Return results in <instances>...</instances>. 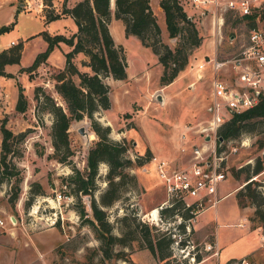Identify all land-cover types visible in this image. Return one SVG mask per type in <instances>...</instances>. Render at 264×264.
Instances as JSON below:
<instances>
[{
    "label": "rangeland",
    "instance_id": "rangeland-1",
    "mask_svg": "<svg viewBox=\"0 0 264 264\" xmlns=\"http://www.w3.org/2000/svg\"><path fill=\"white\" fill-rule=\"evenodd\" d=\"M61 1L53 0L55 10L60 11ZM75 1L70 0V4ZM260 1L261 6L264 0ZM181 2H184L186 12L193 17L202 40L189 53L188 62L191 64L187 62L177 81L169 87L162 88L159 85L161 83L155 71L158 60L157 56H151L150 47L147 52L134 36L123 39L124 44L115 41L124 48L131 77L127 80L106 78L112 87L113 105L109 109L99 108L93 116L102 125L110 126L111 139H124L128 146L126 154L133 159L145 154L149 148L151 155H158L174 165L188 163L194 144H201L200 136L203 134L199 130L209 118L207 108L210 94L208 76L201 79L197 77V80L193 74L195 68L191 67L204 61L207 53L212 54L211 39L218 38L219 56H230L245 42L252 27L243 15L227 10L223 12L220 32L215 35L211 10L201 14L200 9L190 7L189 0ZM158 4L159 0H153L154 10L164 29V36L160 33L161 39L173 48L177 39L165 33V20L160 16ZM43 8V0H0V25L12 23L8 30L0 33V50L17 42L23 43L20 61L5 66L6 72L12 75H0V124L4 123L15 134L24 132L21 141L14 140L17 151L9 164V167L14 165L17 173L0 180V215L5 221V225L0 226V264H161L162 260L154 257L143 241L146 230L144 223L149 226L151 235L165 230L160 223L148 221L145 215L166 198L161 179L149 160L128 169L135 175V186L126 184L121 197L104 207L107 219L112 224V232L125 237L127 244L115 243L112 254L105 257L101 240L91 223L84 219L87 215L80 216L77 211L78 206L84 203L86 212L90 214V199L80 192L76 195L67 176L72 173V166L86 173L87 150L98 136L92 130L87 116L72 120L69 126L72 154L64 162L52 155V114L42 108L43 103H39L34 95L36 91L42 97L44 93H49L57 101L63 102L54 89V82L55 74L64 66L63 50L66 44L54 46L46 60L37 67L31 70L23 68L30 65L35 55L46 47V41L39 34L41 30L52 34H69V29L75 28L76 24L69 15L45 22L41 16ZM260 23L263 24V20L256 18V25ZM111 30L115 38H125L121 21L113 22ZM81 60L75 58L79 68L87 70L89 67L82 65ZM143 62H146L145 66L139 69ZM73 78L78 81L77 76ZM19 88L26 98L24 111L15 108ZM261 123L257 129L223 142L222 147L227 143L229 145H226L228 172L221 182V191L231 192L218 201L216 210L207 208L202 211L198 216L199 224H209L192 231L191 237L196 244L213 240L214 236L217 238L221 247V262L231 255H246L252 260L264 262L261 238L264 221L250 219L256 205L248 203L240 206L236 199V192L245 182L246 170L243 167L249 165L251 169L258 157L263 158L264 155V146L261 147L259 142V138L264 136V122ZM81 126L88 136L79 131ZM185 126L191 129L184 141L182 132ZM1 136L0 131V141ZM233 146H237V151L230 153ZM233 168H242L238 177L232 171ZM106 171L107 164L101 162L94 191L96 200L106 185ZM263 176L264 173L260 178ZM16 182L19 192L13 197ZM257 183H252V186H257ZM239 223L241 225H237ZM256 248L263 252L258 258L246 254ZM117 250L124 254L115 255ZM177 258L186 260L188 264L189 258L182 257V253L177 254ZM210 260L208 258L199 264Z\"/></svg>",
    "mask_w": 264,
    "mask_h": 264
},
{
    "label": "trees",
    "instance_id": "trees-1",
    "mask_svg": "<svg viewBox=\"0 0 264 264\" xmlns=\"http://www.w3.org/2000/svg\"><path fill=\"white\" fill-rule=\"evenodd\" d=\"M44 20L71 16L76 24V31L69 35L63 33H49L41 30L39 34L46 41L44 50L39 51L32 63L23 69L31 70L46 60L49 51L54 46H59L64 42L70 49L63 52L64 66L55 74L54 89L63 102L57 101L51 94L44 93L43 97L36 91L34 97L39 103H43L42 108L52 114L50 129L51 143L53 147V157L58 161H66L72 154L69 126L72 120H80L84 116L90 119L92 130L98 139L90 145L86 154V173L83 174L79 168L72 166V173L67 176L71 180L72 191L90 195V214L86 212V205L78 206L77 211L80 216L91 223L96 236L101 240L103 255L110 256L115 243L127 244V239L112 232V224L107 219L105 206H110L121 197L124 186L130 183L135 186L136 178L128 169L132 166H140L149 160L151 153L149 148L145 154H139L134 159L126 154L128 146L124 139L122 141L113 140L109 137L110 126L102 125L94 118V112L99 108L107 109L111 105L110 84L106 81L108 76L114 79L127 78V61L124 48L117 44L110 33L108 23L112 17L110 0H77L71 6L67 5V0L62 1L60 11L53 7V0H43ZM159 5L164 11L166 28L170 37H175L176 44L172 48L168 43L162 41L160 26L151 8L150 0H114V17L120 19L124 25L126 35L136 36L140 42L150 47L156 54L158 62L162 64V73L159 81L162 85L174 80L179 72L188 62L191 49L200 45L202 36L193 21V17L188 15L179 0H159ZM251 26L256 25V18H261L264 22V4L256 7L249 14H244ZM12 23L0 25V33L8 30ZM23 43L17 42L0 50V75L10 76L6 72L5 66L18 63L22 54ZM83 53L86 60H81L82 65L89 67L90 71L79 69L75 55ZM73 76L78 77L75 81ZM15 108L18 111L26 109V98L21 88H19ZM264 122V95L258 104L247 108L241 112L233 113L217 129V134L223 141L233 140L245 132L257 129L259 123ZM259 124V125H258ZM262 124V123H261ZM0 180L3 177H11L17 172L14 165L9 167L11 157L16 153L14 140L21 141L24 132L15 134L4 123L0 124ZM260 146H264V136L259 138ZM101 162L107 164L105 174V187L100 191L98 200L94 197L96 190V177ZM13 164V163H12ZM246 170L245 182L236 192V199L240 206L248 203L256 205L251 220L258 219L264 221V193L260 189V182L250 179L264 170V155L258 157L256 165ZM242 168L232 171L236 177ZM228 172V170H227ZM17 181L19 177L16 178ZM258 182L257 186L252 183ZM38 184V188L40 189ZM18 182L14 185L13 197L17 195ZM39 191V190H38ZM175 213L183 216L188 215L187 210L182 209V203L175 201L171 207L160 209V215L164 218L172 219ZM89 215V216H88ZM146 230L143 241L152 255L161 264H186V260L172 256V226L162 232L151 235L149 226L144 223ZM178 227L183 228L182 224ZM124 252L117 250L115 255L121 256ZM200 255L196 259H200ZM172 258V261L170 259ZM205 264H211L207 262Z\"/></svg>",
    "mask_w": 264,
    "mask_h": 264
},
{
    "label": "built area",
    "instance_id": "built-area-1",
    "mask_svg": "<svg viewBox=\"0 0 264 264\" xmlns=\"http://www.w3.org/2000/svg\"><path fill=\"white\" fill-rule=\"evenodd\" d=\"M259 1L189 0V4L200 10L212 11L213 32L216 35L220 32L224 11L249 14L254 8L260 7ZM217 41L216 37L212 54L197 67L200 70L208 65L212 69L207 108L209 118L199 130L203 134L200 136L201 144H194L188 163L181 166L158 155L150 156L149 161L161 179L166 198L156 206L155 216L151 214L152 209L148 212L150 214H146L147 220L160 223L166 230L172 226V256L177 257V254L182 253V257L189 258L188 264H199L208 258H211V264H264L246 255L221 262L220 246L215 236L213 240H205L201 244L194 243L191 237L199 214L207 208L215 209L218 201L225 196L220 193L219 186L227 175L226 145H229L227 143L222 147L224 141L218 139V127L233 113L258 104L264 95V23L252 26L245 42L230 56H219ZM190 129L191 127L185 126L182 132L184 141ZM207 135L209 139H206ZM236 151L237 146L231 147L230 153ZM263 173L264 170L250 179L258 180L264 193V176L260 178ZM175 201L182 203V209L187 210L188 215L185 217L175 213L172 219L161 217L160 209L173 206ZM178 224H182L183 228L178 227ZM3 225L5 221L0 215V226ZM261 238L264 244V233ZM198 255L201 256L200 259H196Z\"/></svg>",
    "mask_w": 264,
    "mask_h": 264
},
{
    "label": "crops",
    "instance_id": "crops-1",
    "mask_svg": "<svg viewBox=\"0 0 264 264\" xmlns=\"http://www.w3.org/2000/svg\"><path fill=\"white\" fill-rule=\"evenodd\" d=\"M56 2H57V0H55ZM63 1V0H62ZM62 1L60 2V6L62 5ZM180 1V3L182 4V6H183V8H184V10L185 11H187V7H186V5H184V2H181V0H179ZM56 2H55V4H56ZM75 3V2H74ZM73 3V4H74ZM67 5H69V6H71V4H70V0H67ZM150 5H151V8H152V10H153V12H154V14H155V16H156V20H157V22H158V24H159V26H160V30H161V34H162V36H164V29H163V27L160 25V23H159V20H158V17H159V15H158V13H156V11L154 10V6H153V0H150ZM190 5V4H189ZM110 6H111V11H112V17H111V19H110V22L108 23V27H109V30H110V33L112 34L113 32H112V30H111V24L113 23V22H115L116 20H119V21H121L120 19H116L115 17H114V0H110ZM59 7V6H58ZM57 7V8H58ZM190 7H192V6H190ZM157 8H158V10H160V16H161V18H164V20H165V15H164V11H163V9L161 8V6L158 4V6H157ZM194 8V7H193ZM195 9H197V8H195ZM198 10V9H197ZM206 11V9H203V10H200V13L201 14H204V12ZM188 14V13H187ZM189 15V14H188ZM41 16L43 17V19H44V15H42L41 14ZM52 21V20H51ZM50 22V21H49ZM121 23H122V21H121ZM122 25H123V23H122ZM165 25H166V22H165ZM75 28H77V27H75ZM75 28H70L69 29V34H71L72 32H74V31H76V29ZM75 29V30H74ZM54 33H59V32H54ZM61 33V32H60ZM122 33V32H121ZM120 33V34H121ZM165 33L166 34H168V30H167V28H166V31H165ZM52 34V33H51ZM63 34H65V33H63ZM69 34H65V35H69ZM120 34H119V38H120ZM123 34H124V37L125 38H122L121 37V39H117V38H115L114 36H113V34H112V36H113V38H114V40L116 41V42H119V43H123V39H127V38H129L130 36H134V35H132V34H130V35H126L125 33H124V25H123ZM134 37H136V36H134ZM137 38V37H136ZM137 40L139 41V43H140V47H142L143 49H145L147 52H148V49H149V47H147V46H145V45H143L141 42H140V40L137 38ZM211 41H213V45H214V39H211ZM61 43H64V42H60L59 43V46H60V44ZM66 44V43H65ZM124 44V43H123ZM68 49H70V46L69 45H67L66 44V49L65 50H63V52L64 51H66V50H68ZM149 51L151 52V56H153V57H156V54L154 53V52H152V50L151 49H149ZM213 52V51H212ZM208 55H210L209 53H207ZM64 55V54H63ZM75 58L76 59H83V60H86L87 59V56L86 55H84L83 53H81V52H79V53H77L76 55H75ZM65 60V59H64ZM145 63L146 62H143L142 64H141V67L139 68V69H141V68H143L144 66H145ZM199 63H201V61L200 62H198V64ZM188 64L190 65L191 64V62H188ZM198 64L196 65V66H193V67H191V68H195L194 69V75H196L195 77H196V79H197V77L199 78V79H201V78H204V77H207L208 76V78H209V82L211 83V78H212V69L210 68V66H208L207 67V65L206 66H204V68H201L200 70L197 68L198 67ZM147 65V64H146ZM79 67V66H78ZM128 67H129V62H127V69H128ZM80 69V68H79ZM89 69V68H88ZM87 69V70H88ZM155 71H156V77L159 79V77H160V74L162 73V69H163V67H162V64L160 63V62H157V64H155ZM85 71H87L86 69H84ZM183 70V69H182ZM181 72V71H180ZM179 72V73H180ZM179 74L174 78V80L173 81H171L170 83H168V84H165V85H162V84H159L162 88H165V87H169L170 85H172L173 83H175L176 81H177V79L179 78ZM112 78L111 76H108V78ZM129 77H131V74L129 75V73H128V70H127V78L126 79H115V80H127V79H129ZM112 79H114V78H112ZM198 80V79H197ZM107 81V80H106ZM108 82V81H107ZM112 88V87H111ZM111 92H112V89L110 90V100H111V105H113V101H112V98H111ZM209 103V102H208ZM111 105H110V107H111ZM109 107V108H110ZM108 108V109H109ZM207 112H208V110H207ZM219 190H220V193L221 194H227V193H230L231 192V190H229V191H227V192H225V193H222V191H221V183H220V186H219ZM217 207V206H216ZM153 210H156L157 211V209L156 208H154V209H152V211ZM215 210H216V208H215ZM147 213H148V211H147ZM146 213V214H147ZM145 214V215H146ZM241 220V219H240ZM238 223V222H237ZM209 224V223H208ZM208 224H199V219L197 220V222H196V226H194V228L196 229V228H201V227H205V226H207ZM237 225H241V224H237ZM217 239V238H216ZM218 241V240H217ZM219 244V243H218ZM220 253H221V247H220ZM263 252H262V250L260 249V248H256V249H253V250H251V251H249V252H247L246 254H252L254 257H259V256H261V254H262ZM231 258H235L234 256H229V257H227V260L228 259H231Z\"/></svg>",
    "mask_w": 264,
    "mask_h": 264
},
{
    "label": "water",
    "instance_id": "water-1",
    "mask_svg": "<svg viewBox=\"0 0 264 264\" xmlns=\"http://www.w3.org/2000/svg\"><path fill=\"white\" fill-rule=\"evenodd\" d=\"M79 131L82 133V134H85L86 136H88V132H86L85 128L84 127H80L79 128ZM206 139H209V135L206 136ZM218 139L221 141L222 138L220 136H218ZM87 197L88 199H90V195L87 194ZM89 206H90V203H89Z\"/></svg>",
    "mask_w": 264,
    "mask_h": 264
},
{
    "label": "bare ground",
    "instance_id": "bare-ground-1",
    "mask_svg": "<svg viewBox=\"0 0 264 264\" xmlns=\"http://www.w3.org/2000/svg\"><path fill=\"white\" fill-rule=\"evenodd\" d=\"M156 210H153L152 212H151V214H153L154 216L156 215ZM148 214H150V213H148Z\"/></svg>",
    "mask_w": 264,
    "mask_h": 264
}]
</instances>
